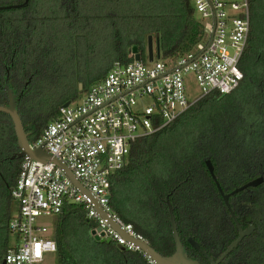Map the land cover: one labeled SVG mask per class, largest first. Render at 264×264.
<instances>
[{
    "label": "trees",
    "instance_id": "16d2710c",
    "mask_svg": "<svg viewBox=\"0 0 264 264\" xmlns=\"http://www.w3.org/2000/svg\"><path fill=\"white\" fill-rule=\"evenodd\" d=\"M24 0H0V7ZM249 33L239 63L242 81L230 94L211 93L160 131L132 144L121 170L110 178L109 206L163 257L175 252L168 204L187 257L216 261L238 231L206 168L209 161L224 194L264 180V0H248ZM190 0H28L23 9L0 11V71L28 141L56 120L59 108L99 83L114 62L145 61L147 38H159L161 59L172 62L207 38ZM81 85V90H79ZM7 105L0 89V106ZM9 116L0 113V263L8 221L18 209L10 193L20 172ZM251 236L220 264H264V181L228 200ZM95 224L81 206L66 205L53 219L56 264H148L140 254L93 238Z\"/></svg>",
    "mask_w": 264,
    "mask_h": 264
},
{
    "label": "built area",
    "instance_id": "2783aa9c",
    "mask_svg": "<svg viewBox=\"0 0 264 264\" xmlns=\"http://www.w3.org/2000/svg\"><path fill=\"white\" fill-rule=\"evenodd\" d=\"M207 39L195 50L172 62L154 58L114 62L104 78L91 86L77 104L60 107L57 118L29 149H42L56 159L78 182L50 163L24 157L11 199L18 209L7 227L16 244L3 255L4 264H43L56 253L53 230L37 224L41 217L54 219L66 205L81 206L95 227L92 236L124 251L138 253L154 264L128 238L145 242L131 225L112 212L110 176L122 169L132 144L174 122L201 98L230 94L242 81L240 59L249 33L248 0H190ZM139 54V53H138ZM193 74L200 96H186L185 77ZM95 205L106 217L100 215Z\"/></svg>",
    "mask_w": 264,
    "mask_h": 264
},
{
    "label": "water",
    "instance_id": "95a60500",
    "mask_svg": "<svg viewBox=\"0 0 264 264\" xmlns=\"http://www.w3.org/2000/svg\"><path fill=\"white\" fill-rule=\"evenodd\" d=\"M27 5H28V0H24V2L20 5L0 7V11L23 9V8H26ZM133 51H135V50H133ZM146 57H147L148 63L153 62L154 58H156V59L160 58V48H159L158 36L155 37V40H153L152 36H149L147 38ZM134 59H135V61H140L141 60L140 55L138 53H136ZM79 90H81V85H79ZM3 91L6 93V96H7V105L5 107L0 106V113L9 116V118L11 119V121L13 123L14 133H15V137L17 140V149H18L17 157L18 158L28 157L34 161L53 164L54 166L62 169L65 172L66 176L71 180V182L76 187H79L78 182H76L74 180L71 173L59 161L51 158L42 149H37L35 151H31L29 149L28 135L24 132L22 121H21L18 113L16 112V104L19 102V99L16 98V96L10 90V88L8 86L7 79L5 81ZM69 104H70V102H66L65 104L62 105V107H67V106H69ZM206 168H207L208 173L210 174L212 180L214 181L215 186H216L219 194L221 195L223 203H224L227 211L229 212V215H230V217H231V219H232V221H233V223H234V225L238 231V236H237L236 240L233 241L226 248L225 252L216 261H213L206 254H204L202 252V250L200 249V247L198 246V244L193 239L188 238L187 242L195 251H197L199 254H201L208 261L209 264H220L230 253H232L234 251V249H236L238 247V245L242 242L243 239L251 236L252 233L254 232V229H255L253 226H249L245 230H243L240 227L239 221L235 217V215H234V213L230 207V204L228 202L229 198L231 196H234V195H236L242 191H245L247 189L257 188L258 186H260L263 183L264 180L262 177L256 178V179L246 183L245 185L235 189L231 193L224 194L218 185V182H217V180L214 176V173H213V167L209 161L206 162ZM95 209L97 210V212L100 215H102L103 217H106L103 214V212L96 205H95ZM168 213H169V219H170V225H171V233H172V237H173L174 244H175V252L169 257H163L160 254H158L154 249H152L148 245L147 242H137V241H134V240L128 238L116 225L112 224L110 221H109V223L122 236H124L126 238V240L132 241L134 243V245L138 246L140 251L143 254H145L154 264H199L198 262L189 259L187 257V255L185 254V252L183 251L180 239H179L178 234H177L176 224L174 221L172 209L169 206V204H168ZM106 242H108V241H106ZM0 264H4L3 259H2Z\"/></svg>",
    "mask_w": 264,
    "mask_h": 264
},
{
    "label": "rangeland",
    "instance_id": "374dc122",
    "mask_svg": "<svg viewBox=\"0 0 264 264\" xmlns=\"http://www.w3.org/2000/svg\"><path fill=\"white\" fill-rule=\"evenodd\" d=\"M193 16H194L195 20H199V15L197 13L193 12ZM205 41H204V43H205ZM185 91H186V96L188 97V99L190 101H194L200 96V90L197 86V83H196V80H195V77L193 76V74H188L185 77ZM78 101H79V99L72 102V104H77ZM14 204H15V202H14ZM14 212H13V214H14ZM37 224L44 225V226L48 227V229L51 231L53 230V219L52 218L41 217L38 219ZM7 239H8V241H7L8 245L10 247H13L16 244L17 240H16L15 236L9 234ZM43 264H56L55 255H49L48 257H46Z\"/></svg>",
    "mask_w": 264,
    "mask_h": 264
},
{
    "label": "flooded vegetation",
    "instance_id": "af4514ba",
    "mask_svg": "<svg viewBox=\"0 0 264 264\" xmlns=\"http://www.w3.org/2000/svg\"><path fill=\"white\" fill-rule=\"evenodd\" d=\"M4 78H3V80H2V77H1V71H0V89L3 91V87H4V84H5V81H6V79H7V81H8V86H9V77H8V75H9V70L8 69H4ZM4 92V91H3ZM29 138V137H28ZM3 259V258H2Z\"/></svg>",
    "mask_w": 264,
    "mask_h": 264
}]
</instances>
